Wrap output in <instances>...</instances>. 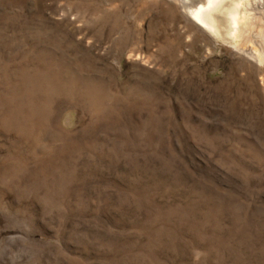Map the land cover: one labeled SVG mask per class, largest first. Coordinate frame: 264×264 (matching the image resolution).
<instances>
[{"label": "rangeland", "instance_id": "rangeland-1", "mask_svg": "<svg viewBox=\"0 0 264 264\" xmlns=\"http://www.w3.org/2000/svg\"><path fill=\"white\" fill-rule=\"evenodd\" d=\"M202 1L0 0V264H264V61Z\"/></svg>", "mask_w": 264, "mask_h": 264}, {"label": "bare ground", "instance_id": "bare-ground-1", "mask_svg": "<svg viewBox=\"0 0 264 264\" xmlns=\"http://www.w3.org/2000/svg\"><path fill=\"white\" fill-rule=\"evenodd\" d=\"M260 1L254 3L251 0H204L198 4L195 3L190 13L196 23L213 35L221 39L235 40V46L242 50L247 49L246 52L262 62L264 61V29L258 30L260 39L258 43L251 41L250 44L253 45H246L248 39L245 37V33L254 22L251 20L252 11ZM243 35L244 39H241Z\"/></svg>", "mask_w": 264, "mask_h": 264}]
</instances>
